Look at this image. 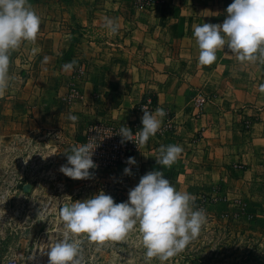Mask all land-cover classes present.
I'll list each match as a JSON object with an SVG mask.
<instances>
[{"label":"crops","instance_id":"obj_1","mask_svg":"<svg viewBox=\"0 0 264 264\" xmlns=\"http://www.w3.org/2000/svg\"><path fill=\"white\" fill-rule=\"evenodd\" d=\"M29 2L41 30L10 52L0 142L70 154L94 138V125L141 128L151 101L149 111L167 114L135 154L139 180L161 170L195 196V208L264 235V63H242L226 46L214 63L199 64L193 36V24L222 23L232 0H155L147 8L135 0ZM105 17L118 32L104 27ZM199 94L208 100L203 110ZM172 143L182 153L170 167L159 165L161 145Z\"/></svg>","mask_w":264,"mask_h":264},{"label":"clouds","instance_id":"obj_2","mask_svg":"<svg viewBox=\"0 0 264 264\" xmlns=\"http://www.w3.org/2000/svg\"><path fill=\"white\" fill-rule=\"evenodd\" d=\"M226 12L222 23L193 24V36L199 47L198 63L211 65L217 60V51L226 46L242 63H264V0H232ZM104 27L116 33L119 23L105 17ZM40 30L41 18L29 0H0V95L10 87V52L24 42L34 43ZM44 59L47 61L48 57ZM75 63V60L65 63L62 68L71 71ZM260 87L264 91V85ZM142 110L141 128L134 133L131 127L121 124L117 134L122 143L132 142L138 149L156 135L167 114L161 107L149 111L147 104ZM68 119L77 121L78 117L69 113ZM94 151L90 143L74 146L60 171L74 180L91 179L94 173L90 170L98 167ZM182 151L177 143L161 145L157 163L170 167ZM127 164L136 165L135 157H128ZM124 173L132 175L131 167H125ZM194 201L193 194L178 190L163 171L152 170L129 190L127 201L117 203L100 190L84 200L64 204L60 208L63 238L50 243L48 264H82L84 237L89 242L120 241L135 229L146 249L145 258L167 261L183 251L207 221L206 212L195 208Z\"/></svg>","mask_w":264,"mask_h":264},{"label":"rangeland","instance_id":"obj_3","mask_svg":"<svg viewBox=\"0 0 264 264\" xmlns=\"http://www.w3.org/2000/svg\"><path fill=\"white\" fill-rule=\"evenodd\" d=\"M15 143L0 142V264H48L50 243L63 238L62 205L100 190L117 203L127 201L129 190L139 183L122 166L92 169L91 179L74 180L60 171L67 154L53 146ZM206 215L199 235L167 261L147 260L135 229L120 241L98 243L84 237L82 264H264L263 234Z\"/></svg>","mask_w":264,"mask_h":264},{"label":"built area","instance_id":"obj_4","mask_svg":"<svg viewBox=\"0 0 264 264\" xmlns=\"http://www.w3.org/2000/svg\"><path fill=\"white\" fill-rule=\"evenodd\" d=\"M135 1L137 6L141 8H147L155 3V0ZM207 103L208 100L204 95H197L196 107L199 110H203ZM151 106V101H148V110L151 109ZM136 130L138 129H133V132L135 133ZM91 132L94 133L95 136H93L94 138L89 139L88 143H90L93 150H95L93 159L98 165L96 169L122 166L124 168L131 167L132 173L134 174L139 173L140 169L137 165L127 164L128 157H135V154L139 149L132 142H121L122 138L117 135L119 133V128L97 124L92 127Z\"/></svg>","mask_w":264,"mask_h":264},{"label":"trees","instance_id":"obj_5","mask_svg":"<svg viewBox=\"0 0 264 264\" xmlns=\"http://www.w3.org/2000/svg\"><path fill=\"white\" fill-rule=\"evenodd\" d=\"M144 101H145V100H144ZM144 101H143V102H144ZM227 228L230 230V228H229V227H227ZM216 229H217V228H215V230H216ZM221 264H223V263H221Z\"/></svg>","mask_w":264,"mask_h":264}]
</instances>
